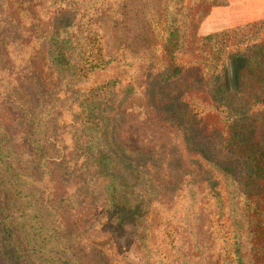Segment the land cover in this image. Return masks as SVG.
<instances>
[{"label": "rangeland", "instance_id": "374dc122", "mask_svg": "<svg viewBox=\"0 0 264 264\" xmlns=\"http://www.w3.org/2000/svg\"><path fill=\"white\" fill-rule=\"evenodd\" d=\"M211 1L0 0L4 120L27 144L26 112L46 115L54 154L49 181L53 195L76 197L64 219L67 231L77 237L74 248L83 264H241V255L246 257L245 234L236 226V214L230 212V177L216 167L230 168L233 161L223 146L226 110L218 109L209 97L210 64L216 53L211 46L201 45L199 37L264 20V0H225L229 6L221 17L213 9L197 34L200 5ZM182 6L196 17L192 18L194 38L199 43L193 53L176 58L183 74L162 84L161 93L159 79L169 67L166 40L175 21L184 19ZM64 12L91 19L98 34L89 54L90 78L77 90L88 93L120 82L110 112L118 118L119 138L129 149L150 154L157 162L151 169L157 196L148 214L147 255L139 250L133 230L119 228L106 218V182L98 180L87 188L88 176L81 166L85 159L76 150L80 123L73 117L82 110L73 106L72 90L48 60V38ZM244 62H229V86L237 83L236 69ZM174 107L188 110L197 130L191 141L183 127L170 119Z\"/></svg>", "mask_w": 264, "mask_h": 264}, {"label": "trees", "instance_id": "16d2710c", "mask_svg": "<svg viewBox=\"0 0 264 264\" xmlns=\"http://www.w3.org/2000/svg\"><path fill=\"white\" fill-rule=\"evenodd\" d=\"M228 6L225 0L203 2L197 34L213 9L215 16L221 17ZM249 9L247 4L246 11ZM181 12L183 21H175L166 40L164 51L169 67L159 79L163 82L161 93H164L162 84L183 74L176 58L180 54L193 53L199 43L194 38V14L185 6ZM53 26L48 38L49 65L65 80L67 89L72 90L73 106L82 110L73 117L80 123L76 150L85 159L81 166L88 176L87 188L98 180L106 182V218L119 228L133 230L139 250L147 255L148 214L157 196L151 169L157 162L150 154L129 149L119 138L118 118L110 112L116 103L113 102L114 89L120 82H110L88 93L77 90L90 78L89 54L98 39L91 19L64 12ZM263 31L264 20L259 19L199 37L201 45L211 46L216 53L215 61L210 64L213 72L209 79V97L218 109L226 110L223 146L233 159L230 168L216 167L230 177V183L227 180L230 212L236 214L239 219L235 221L236 226L245 234L248 250L245 258L241 255V264H264ZM236 59L245 62L236 69L237 83L231 87L229 62ZM127 90L132 91L131 88ZM125 101L126 98L122 99L120 105ZM172 111L170 119L183 127L186 139L191 141L197 130L192 128L195 124H191L188 110L174 107ZM4 113L0 100V262L83 264L74 248L77 237L67 231L64 219L66 211L75 206L76 197L72 194L59 196L60 192L53 195L49 181L54 154L48 141L52 128L46 115L42 112L32 114L28 109L29 124L24 127L30 133L27 144H23L21 135L12 133L5 123Z\"/></svg>", "mask_w": 264, "mask_h": 264}]
</instances>
